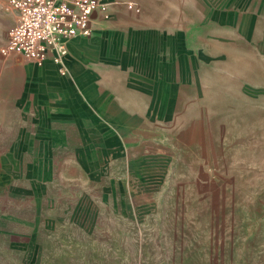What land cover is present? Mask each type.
I'll return each mask as SVG.
<instances>
[{
  "label": "rangeland",
  "instance_id": "rangeland-1",
  "mask_svg": "<svg viewBox=\"0 0 264 264\" xmlns=\"http://www.w3.org/2000/svg\"><path fill=\"white\" fill-rule=\"evenodd\" d=\"M123 1L66 91L0 55V264H264V0Z\"/></svg>",
  "mask_w": 264,
  "mask_h": 264
},
{
  "label": "built area",
  "instance_id": "built-area-1",
  "mask_svg": "<svg viewBox=\"0 0 264 264\" xmlns=\"http://www.w3.org/2000/svg\"><path fill=\"white\" fill-rule=\"evenodd\" d=\"M122 6L135 15L142 11L135 2L123 0H7L4 9L14 21L0 55L19 56L40 67L52 59L66 75L69 43L75 37L90 38L94 23L108 20Z\"/></svg>",
  "mask_w": 264,
  "mask_h": 264
},
{
  "label": "crops",
  "instance_id": "crops-1",
  "mask_svg": "<svg viewBox=\"0 0 264 264\" xmlns=\"http://www.w3.org/2000/svg\"><path fill=\"white\" fill-rule=\"evenodd\" d=\"M113 11H115V12L119 11V8H115V9H113ZM107 22H109V21L108 20L96 21L94 23L93 34L97 33L98 28H106L105 24ZM138 32H139L138 34H147L144 30H140V29ZM112 34H116V32H114ZM138 34H135V35H137L138 39H139L141 36ZM127 35H128V32H127ZM115 36H118V35H115ZM153 36H158V35L154 34ZM95 39L96 38L89 40V38H85V37H75V39H73L69 43L68 52L74 48L75 44H78V45L84 44L85 45L86 42H94ZM138 39H137L136 45H135V41L133 39H131L132 43H130L128 45H123L122 50H120L118 52L119 56L117 58L120 60L119 63H121L122 68L129 65L133 60L135 61L137 59V56H139L140 63L134 65V68H136V70H138L139 67L145 68L146 67L145 65L147 64V62H150V65H149V67H150L151 64L156 61V57H155V59H153L152 57H149L148 61L146 60L147 55L152 56L153 53L156 52V50H157L156 48H154V51L153 50L150 51L149 46H148V43L150 42L149 39L146 41V43L142 42L143 45L141 44L140 46H138V44H137ZM132 44H133V46H132ZM138 47H139V49H138ZM157 54L158 53H156L155 55H157ZM143 55L145 57H142ZM17 57H19V56H15L12 60L17 59ZM19 58L22 60V62H24L28 65L30 63V65L33 64V66H35L36 71H38V76L36 77L37 78L36 86L39 88V91L43 94L44 98L45 97H52V95H54L56 93H61V91H66V89H67L66 82L64 81V75L62 73H60L59 66H57L53 62L49 61V62L44 63V65L42 67H40V66H37L34 63L30 62V61L26 62L21 57H19ZM68 59H69V55L66 57L65 62L66 61L68 62ZM49 60H52V59H49ZM3 61H4V63L7 62V64L13 63V61H8V60H3ZM5 106L3 108H0V111L6 110Z\"/></svg>",
  "mask_w": 264,
  "mask_h": 264
},
{
  "label": "bare ground",
  "instance_id": "bare-ground-1",
  "mask_svg": "<svg viewBox=\"0 0 264 264\" xmlns=\"http://www.w3.org/2000/svg\"><path fill=\"white\" fill-rule=\"evenodd\" d=\"M66 57H67V56H66ZM66 57H65V59H66ZM49 61H51V62H53L54 64H56L57 66H59L58 63H56L54 60H48V61H46V62H49ZM46 62H45V63H46Z\"/></svg>",
  "mask_w": 264,
  "mask_h": 264
}]
</instances>
